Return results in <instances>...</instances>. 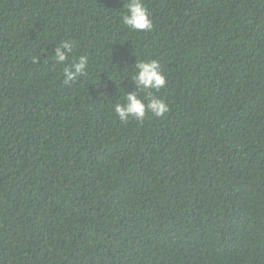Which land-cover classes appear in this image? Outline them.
<instances>
[{
  "label": "trees",
  "instance_id": "obj_1",
  "mask_svg": "<svg viewBox=\"0 0 264 264\" xmlns=\"http://www.w3.org/2000/svg\"><path fill=\"white\" fill-rule=\"evenodd\" d=\"M126 2L0 0V264H264V0ZM142 60L169 111L125 122Z\"/></svg>",
  "mask_w": 264,
  "mask_h": 264
},
{
  "label": "clouds",
  "instance_id": "obj_2",
  "mask_svg": "<svg viewBox=\"0 0 264 264\" xmlns=\"http://www.w3.org/2000/svg\"><path fill=\"white\" fill-rule=\"evenodd\" d=\"M126 14L123 16V23L132 32H151L153 30V21L151 14L145 7L143 0H127L123 3ZM74 42L63 40L54 48V57L57 64H65L72 53ZM38 57H33V62H37ZM88 57L81 55L73 59L71 63L63 68L64 82L68 84L75 82L78 78L87 74ZM134 74L130 81L134 83L136 91L127 92L123 103H116L114 111L122 121L130 118L137 122H143L150 113L153 116L160 117L169 111L168 105L156 96L166 85V77L162 71L158 60L137 61L134 66ZM139 91L145 93L141 98Z\"/></svg>",
  "mask_w": 264,
  "mask_h": 264
}]
</instances>
